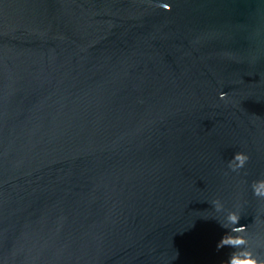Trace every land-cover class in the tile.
Instances as JSON below:
<instances>
[{
	"label": "water",
	"instance_id": "1",
	"mask_svg": "<svg viewBox=\"0 0 264 264\" xmlns=\"http://www.w3.org/2000/svg\"><path fill=\"white\" fill-rule=\"evenodd\" d=\"M165 2L0 0V264L264 256V0Z\"/></svg>",
	"mask_w": 264,
	"mask_h": 264
},
{
	"label": "clouds",
	"instance_id": "2",
	"mask_svg": "<svg viewBox=\"0 0 264 264\" xmlns=\"http://www.w3.org/2000/svg\"><path fill=\"white\" fill-rule=\"evenodd\" d=\"M156 7L165 11H171V5L165 0H156ZM227 93L220 92L219 99L227 101ZM250 157L244 152H236L228 162V168L232 172L244 169ZM253 196L264 201V179L255 180L251 184ZM216 213L225 212V205L221 198L217 197L211 201ZM242 213L238 210H227L223 222L219 223L225 229V234L216 245L217 250L224 248L232 249L227 260L223 264H264V256H261L251 246L248 233V225H241Z\"/></svg>",
	"mask_w": 264,
	"mask_h": 264
}]
</instances>
